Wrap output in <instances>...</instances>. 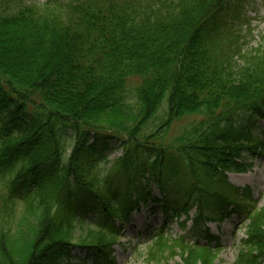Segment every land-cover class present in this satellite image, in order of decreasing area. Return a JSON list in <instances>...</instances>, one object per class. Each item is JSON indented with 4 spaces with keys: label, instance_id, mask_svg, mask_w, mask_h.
Listing matches in <instances>:
<instances>
[{
    "label": "trees",
    "instance_id": "trees-1",
    "mask_svg": "<svg viewBox=\"0 0 264 264\" xmlns=\"http://www.w3.org/2000/svg\"><path fill=\"white\" fill-rule=\"evenodd\" d=\"M234 1L245 0H47L0 12V264H85L76 246L107 264L116 221L151 203L195 228L244 213L233 264H264V206L227 174L264 153L235 122L264 119V48L242 55L220 19ZM114 139L123 152L111 162ZM181 174L188 186L176 198ZM152 242L149 254L170 239ZM176 244L184 264H212L220 248Z\"/></svg>",
    "mask_w": 264,
    "mask_h": 264
},
{
    "label": "rangeland",
    "instance_id": "rangeland-1",
    "mask_svg": "<svg viewBox=\"0 0 264 264\" xmlns=\"http://www.w3.org/2000/svg\"><path fill=\"white\" fill-rule=\"evenodd\" d=\"M47 0H11L4 4L0 0V12L8 11L13 6L25 4H43ZM2 5V6H1ZM240 12V16L238 12ZM239 16V17H238ZM237 17V19L235 18ZM225 25L234 27L238 39H241L240 47L243 53L248 55L256 50L264 48V0H245L234 1L229 10L225 11L220 17ZM228 21V24L226 23ZM231 24V25H230ZM245 58L238 57V62ZM139 78L132 77L128 81L131 89L138 86ZM193 117L175 121L169 130L168 139L172 140L185 129ZM235 122L251 130L255 138L264 140V119L241 113L235 117ZM92 141V140H91ZM110 150L107 152L108 159L113 162L122 155L123 147L120 139L110 142ZM252 163L244 172H229L228 180L231 184L242 190H249L251 202L258 206H264V153L257 154L253 159H248ZM176 185L172 188L173 197L180 198L188 186V179L181 174L177 177ZM155 194L158 195L156 186H153ZM206 213L216 217V209L213 207L206 208ZM240 211V210H239ZM196 209L189 212V216H194ZM236 212L225 215L223 220L201 221L200 228H195L187 216H181L180 219L167 217L165 209L158 203H151L142 206L139 210L133 211L128 221L121 223L116 221V225L121 228L119 242L114 246L112 254L113 260L107 264H184L187 256L176 243H180L182 238L190 243L200 242L201 244L211 243L217 247L218 254L211 257L212 264H233L242 247V240L245 237V214ZM97 214H90V218H96ZM208 228V229H207ZM165 233L170 242L162 244L159 251H152L149 254V247L153 244L152 239L156 234ZM73 260L77 263L85 262L92 264L94 257L87 255L85 248L76 246L72 249ZM200 259H204V254H200ZM185 260V261H184ZM199 264L201 262L199 261Z\"/></svg>",
    "mask_w": 264,
    "mask_h": 264
}]
</instances>
